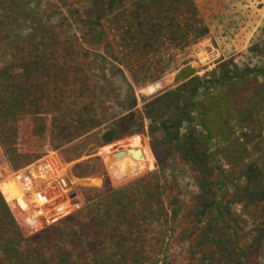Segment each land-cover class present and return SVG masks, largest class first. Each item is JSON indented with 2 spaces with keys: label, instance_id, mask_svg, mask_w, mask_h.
<instances>
[{
  "label": "trees",
  "instance_id": "16d2710c",
  "mask_svg": "<svg viewBox=\"0 0 264 264\" xmlns=\"http://www.w3.org/2000/svg\"><path fill=\"white\" fill-rule=\"evenodd\" d=\"M87 1L92 6L79 15L81 36L78 43L68 46L67 36L62 37L58 25L30 16L46 6L42 0H0V119L16 121L29 114H50L48 108L55 105L62 121L68 116L70 122L87 123L85 130L79 129L75 134L78 139L109 121L104 117L105 110L104 120H98V92L90 89L87 77L91 63L96 66L99 58L111 59L132 78L135 63L152 54L151 50L159 51L167 43L186 46L208 33L194 0ZM15 13L22 17L11 15ZM66 20L60 19L59 25ZM23 25L30 30L25 35L20 32ZM113 31L117 33L112 34ZM48 33L51 35L47 38ZM159 41L162 43L157 44ZM139 67L144 71L143 65ZM220 68L219 79L192 77L183 70L184 83L159 99L156 117L151 115L154 110L150 112L155 102L143 106L142 119L149 120V134L154 136L160 129L162 142L175 146L200 188V194L189 205L170 198L169 187L165 188L170 182H161L160 177L148 174L124 188L93 191L81 210L28 238L5 207L8 222L0 228V264H141L148 259V247L161 244L160 237L169 223L173 226L171 231H176V222H185L183 226H188L193 235L202 228V235H196L192 241L203 248L201 252L206 254L202 261L206 264H256L259 251L264 250V164L242 165L238 177L232 180L230 170L218 164L212 166L214 154L210 146L216 128L211 126V110L206 103L193 104V98L205 94L211 97L219 86L223 90L231 83L230 72L224 65ZM235 80L243 81L245 76L238 75ZM111 92L116 100L117 93ZM131 97L122 103L115 101L122 111H131L122 120L138 115L134 111L137 101ZM193 109L199 115L198 128H192ZM220 122L218 129L225 140L227 119ZM184 126L186 131L181 134ZM117 130L115 125L110 128L108 141L118 138ZM241 142L238 139L234 143L241 156L237 154L234 160L225 156L230 166L244 160L241 157L247 147ZM215 154L218 155L217 151ZM146 180L152 196L147 203L156 209L142 213L143 206L138 201L145 196L138 191L140 197L136 188ZM236 205L250 220L232 212ZM150 220H157L161 229L149 224ZM250 223L252 228L244 243L242 236Z\"/></svg>",
  "mask_w": 264,
  "mask_h": 264
},
{
  "label": "rangeland",
  "instance_id": "374dc122",
  "mask_svg": "<svg viewBox=\"0 0 264 264\" xmlns=\"http://www.w3.org/2000/svg\"><path fill=\"white\" fill-rule=\"evenodd\" d=\"M194 2L208 29L202 39L186 46L167 43L159 51L151 50L152 54L140 58L139 62L135 63L137 65L132 78L111 59L105 61L99 58L96 66L91 63L87 77L90 89L94 88L98 92V102L95 105L99 114L98 120H104V117L109 119L100 128L75 139V134L79 129L85 130L87 123L70 122L67 115L62 121L55 105L48 108L50 114H29L19 117L16 121L0 119V161L6 163V170L0 176V228H4L3 224L8 222L4 210L6 207L25 238L42 231L36 232L27 224V214L33 213V207L29 204L24 206L20 198L25 190L30 192L31 189L26 188L18 177L36 165H44L47 162L51 166L55 165L58 174L65 178L68 188L80 195L82 208L93 191L124 188L148 174L160 177L161 182H170L169 186L165 184V188L169 187L170 198L174 197L189 205L192 199L200 194V188L191 171L181 162L175 146L162 142L160 129L151 136L148 129L149 120L142 119L144 104L155 102L150 112L154 110L151 115L157 116V108L161 104L159 99L184 83L181 78L183 70H187L185 73L192 77L203 79L221 78L220 67L223 65L226 71L230 72L231 83L223 90H220L219 86L211 97L205 94L199 99L193 98V104L195 101L206 103L211 110V126L216 128L213 145L210 146V151L214 154L212 166L216 167L218 164L223 169L230 170L235 175L230 177L232 180L238 177L242 165L264 164V3L261 0ZM42 4H46L42 11L30 16H39L43 21L51 20L53 25L61 27H57V30L60 29L62 37L67 36L68 46L78 43L76 40L80 38L82 31L78 22L79 15L87 11L92 3L87 0H42ZM11 15L22 17L20 13ZM62 18L67 20L60 26L58 21ZM20 32L24 35L30 32L28 25H23ZM46 35L48 38L51 34ZM62 37L60 36V39ZM161 43L159 41L157 44ZM156 48L158 49V46ZM139 65L145 67L144 71L139 70ZM146 69L149 70L148 73L145 72ZM209 74L210 76H207ZM238 75L245 76V80H235ZM84 76L86 78V74ZM189 89L191 88H186V91ZM111 91L117 93V103H122L132 98L131 96L136 99L137 106L134 111H137L138 115L135 119L130 117L122 120L131 111H122L112 98L114 95L110 94ZM168 111L172 112L171 109ZM193 111L192 128H198L199 115L196 109ZM52 113L57 117L56 120H53ZM225 119L228 128L225 129L224 140L218 128L220 121L224 122ZM114 125L118 129V138L108 141L107 133ZM64 126L65 129H62ZM185 128L186 126L181 129V134L185 133ZM238 139L247 147L241 157V160H244L230 166L225 156L232 160L237 154L241 156V153L237 152L238 146L234 145ZM227 146L226 152H223ZM136 150H139L137 156L133 154ZM120 152H123V155L117 156ZM159 163L163 164L162 167ZM144 184H139L136 188V192L140 191L145 196L138 201L143 206L142 213L156 209L147 203L152 199L149 192L151 185L147 180ZM138 195L140 196L139 192ZM176 207L177 205L173 206ZM23 208L27 210L24 211ZM231 210L236 215H243L244 220H250L241 206H233ZM148 223L155 227L160 226L157 220H150ZM184 224L185 222L174 223L176 231L173 232L170 229L173 226L169 223L166 232L160 237L161 244L156 248L148 247V259H143L141 264H206L202 261L206 254L201 252L203 248L197 247L192 241L196 235H202V228L196 229L193 235ZM251 228L250 223L245 228L243 239L240 238L244 243L247 240L244 237L248 236ZM148 239L150 238H147V242ZM259 253L256 264H264V250ZM115 260L120 261L119 258Z\"/></svg>",
  "mask_w": 264,
  "mask_h": 264
},
{
  "label": "built area",
  "instance_id": "2783aa9c",
  "mask_svg": "<svg viewBox=\"0 0 264 264\" xmlns=\"http://www.w3.org/2000/svg\"><path fill=\"white\" fill-rule=\"evenodd\" d=\"M5 164L4 161H0V176L6 170ZM18 178L26 188L39 191L32 196L29 190H25L20 198L24 206L29 204L33 207V213L27 214L26 221L28 226L36 232L64 220L82 208L80 195L68 188L65 178L60 176L55 165L51 166L49 162L36 165L30 171L19 175ZM52 188H56L57 195L47 201H42L40 194ZM26 208L23 210H27Z\"/></svg>",
  "mask_w": 264,
  "mask_h": 264
},
{
  "label": "water",
  "instance_id": "95a60500",
  "mask_svg": "<svg viewBox=\"0 0 264 264\" xmlns=\"http://www.w3.org/2000/svg\"><path fill=\"white\" fill-rule=\"evenodd\" d=\"M138 152H139V150L133 151V154L137 156ZM128 153H130V151ZM119 155H123V152L117 153V156H119ZM56 195H57L56 188H52V189H49L48 191H46L45 193L41 194L40 198L42 201H47V200L55 197Z\"/></svg>",
  "mask_w": 264,
  "mask_h": 264
},
{
  "label": "crops",
  "instance_id": "0c3cea01",
  "mask_svg": "<svg viewBox=\"0 0 264 264\" xmlns=\"http://www.w3.org/2000/svg\"><path fill=\"white\" fill-rule=\"evenodd\" d=\"M261 2H263L264 3V0H261ZM264 5V4H263ZM263 10H264V6H263ZM1 190V189H0ZM39 191L37 190V189H32L31 190V192H29V193H31V195L33 196L34 194H36V193H38ZM1 194L4 196V194L2 193V191H1ZM5 199V198H4ZM6 200V202H7V199H5ZM20 229V228H19ZM20 231H21V233L23 234V231L20 229ZM24 235V234H23Z\"/></svg>",
  "mask_w": 264,
  "mask_h": 264
}]
</instances>
